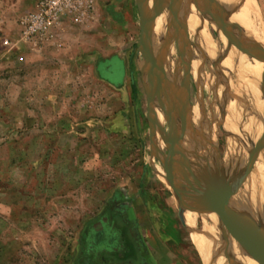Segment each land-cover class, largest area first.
Here are the masks:
<instances>
[{
	"label": "rangeland",
	"instance_id": "rangeland-1",
	"mask_svg": "<svg viewBox=\"0 0 264 264\" xmlns=\"http://www.w3.org/2000/svg\"><path fill=\"white\" fill-rule=\"evenodd\" d=\"M225 1L219 3L227 5ZM253 1L255 32L264 48L262 4ZM37 4L0 0V264H236L238 255L251 264L218 233V225L216 230L186 208L169 186L166 178H171L175 160L162 134L172 138L169 121L174 124L178 109L189 113L186 129L174 122L182 140L179 148L187 149L180 148L187 159L181 167L189 163L199 178V186H189L191 192L198 196L203 190V197L213 202L218 200L208 194L213 185L222 190L237 184L215 210L229 206L235 214L257 218L262 228L259 204L255 213L248 202L264 185V178L254 176L259 171L253 172L254 163L264 168V135L255 140L244 130L257 119L264 125V111L256 110L257 98L234 88L239 77L226 61L252 56L235 45L229 48L225 35L203 18L199 7L198 22L205 20L210 41L221 49L215 56L214 45L202 38L200 46L196 38L203 23L187 32L180 25L185 18L179 20L174 27L179 44L170 41L167 21L156 42L167 40L179 65L178 72L171 66L160 87L154 148L145 87L150 73L141 50L142 0H97L87 23L64 16L52 38L28 42L21 21ZM226 5L242 40V17ZM171 6L172 12L162 4L155 16L163 10L174 19L177 7ZM258 69L264 72V67ZM249 164L253 171L245 176ZM183 183L187 185L185 179Z\"/></svg>",
	"mask_w": 264,
	"mask_h": 264
},
{
	"label": "bare ground",
	"instance_id": "bare-ground-1",
	"mask_svg": "<svg viewBox=\"0 0 264 264\" xmlns=\"http://www.w3.org/2000/svg\"><path fill=\"white\" fill-rule=\"evenodd\" d=\"M165 1V0H164ZM217 1H219V2H221V0H217ZM227 1V5H228V7H230V9H232L233 11H235L236 13H239V15L242 17V20L241 21H243V22H241V23H243L242 25H243V29H242V35H241V37H243V39H247L248 41H253V42H256V44L257 45H261L262 44V39L261 38H259V36L257 35V33L255 32L256 31V12H255V6H256V4H255V2L253 1V0H226ZM225 1V2H226ZM200 2H202V0H200ZM223 2V1H222ZM156 3V2H155ZM168 3H169V0H166V2H164V4L166 5L165 7L166 8H170L171 9V5H175V7H177V9L175 8V12H174V14H175V17H177L178 18V13H179V11H180V9H182V12L180 13V15H179V20L180 21H182L183 22V20H184V18H185V20H184V22H183V24L181 23L180 25H185L184 27L186 28V30H187V32H189L190 31V28H192V27H194V29H195V27H199L202 23L204 24V29H203V27H202V29H203V32H204V34H202V32L200 33V29L201 28H198L197 29V32H196V38H198V41H200V43H201V45L200 46H202V44H203V40H204V42L205 43H207L209 46H210V44H212V45H214V43H213V41L211 40L210 41V37H209V35H208V32H207V24H205L204 23V21L205 20H203V22H202V20L200 21V22H198L199 21V16H200V14H198V11H199V9H197V4H198V2L197 1H195V0H189V2L188 1H186V0H172V3H171V5H168ZM191 3H193V4H195V5H193V4H191ZM151 5H152V0H151ZM157 5V4H156ZM201 5H202V3H201ZM224 5V4H223ZM226 5V4H225ZM224 5V6H225ZM226 5V6H227ZM182 7V8H181ZM198 7H199V5H198ZM201 9H202V7H201ZM159 11V10H158ZM162 12H163V10H161ZM161 12V14H159V16H155L154 15V20H153V35H154V41L153 40H151V41H153L152 42V47H153V56H152V58H153V60H152V64H154V65H156V60H161V65H162V68H160V70H164L163 72H159L158 73V71L156 70V72H157V83L155 84V86L157 85L158 87H161L162 86V83H163V80H164V78L167 76V74H169L167 71H169V70H171V66H172V68H173V70H175L176 69V71L175 72H178V66L177 65H179V63L177 62V59H175L174 58V49H173V47H171V46H169L167 43V40L166 41H164L163 42V40L162 41H158L157 40V42H156V38L157 37H159L160 38V35H159V33L160 32H164L165 31V27H166V25L168 24V22L167 21H169L170 22V35H171V42H174V39H176L177 38V36L175 37V35H176V31H175V24H174V20H173V18L172 17H168V14L167 13H165V14H163ZM193 12H195L196 13V17L195 16H193V18H192V13ZM234 13V12H233ZM170 14V13H169ZM231 14V12H229V15ZM234 15V14H233ZM238 16V15H237ZM203 18H205V17H203ZM232 17H230V19H231ZM229 19V22H231V24L234 26V25H236V23H235V20H236V18H235V20L232 18L231 20ZM179 22V21H178ZM236 22H237V20H236ZM197 23V24H196ZM202 26V25H201ZM241 26V25H240ZM158 27H159V30H158ZM241 28V27H240ZM193 29V28H192ZM201 29V30H202ZM158 31H160L158 34H157V32ZM182 33H185V32H183L182 31ZM237 33V32H236ZM161 34V33H160ZM166 35V34H165ZM191 35V34H190ZM193 35V34H192ZM202 35H203V37H202ZM182 36V35H181ZM180 36V37H181ZM174 38V39H173ZM183 38V37H182ZM202 38H203V40H202ZM242 39V40H243ZM181 40L182 39H176V41H179V44H180V42H181ZM197 40V39H196ZM195 40V41H196ZM239 40V39H238ZM157 43V44H156ZM177 43V42H176ZM193 43V42H192ZM196 43V42H195ZM180 46V45H179ZM189 46V45H188ZM196 46H197V44H196ZM199 46V45H198ZM215 46V45H214ZM262 46V45H261ZM169 47V48H168ZM207 48H208V46H207ZM215 48V51L213 52L212 50V52H213V55L215 56V52H217L216 54H218L219 53V51H221V49L219 48V46L216 44V46L214 47ZM163 50V49H165L164 51L166 52V49H168V52H167V56H165L166 54H163L162 52H161V50ZM202 49V48H201ZM237 49V48H236ZM209 50V49H208ZM233 50H235L234 48H233ZM186 51V50H185ZM189 51V50H188ZM193 51V50H192ZM196 51V50H195ZM200 51V50H199ZM237 51V50H236ZM164 52V53H165ZM202 52V51H201ZM182 52H180V54H181ZM183 53H185L184 52V50H183ZM198 52L196 51V54H197ZM223 53V52H222ZM173 54V65H171V55ZM193 54V53H192ZM203 54V53H202ZM201 54V55H202ZM209 54V53H208ZM183 56V55H182ZM194 56H195V53H194ZM217 56V55H216ZM223 56V55H222ZM163 57H165V58H163ZM218 57H219V55H218ZM184 58V57H183ZM192 58V57H191ZM216 58V57H215ZM249 57L247 56V58H245V57H240V58H237V59H234V61H231V60H229V59H226V61H227V65H228V68H230V70H232L238 77H239V81H237V83H238V87H234L238 92H240V91H242L248 98H250V99H253V97L254 98H257V102L258 103H256L257 104V106L255 107L256 108V110H262V111H264V72L262 71V70H259L258 69V66H261V67H264V63H259V62H257L256 61V59H255V61L254 62H252L251 60L252 59H248ZM196 59H198L197 58V56H196ZM228 61H229V63H228ZM201 65V64H200ZM199 66V65H198ZM193 67H195V66H193ZM202 67V66H201ZM147 68V67H146ZM155 68L156 67H154V70H155ZM256 70V71H255ZM153 73H154V71H153ZM259 74L262 76H259ZM193 75V74H192ZM198 76V75H197ZM178 78V77H177ZM181 78V77H180ZM148 80V79H147ZM154 80V79H153ZM178 80H179V78H178ZM172 81V80H171ZM219 81V80H218ZM148 84V83H147ZM179 84H180V81H179ZM172 85V84H171ZM173 86V85H172ZM181 87V86H180ZM169 88V87H168ZM170 89V88H169ZM182 89H183V87H182ZM222 89H223V87H222ZM209 90V89H208ZM182 91V90H181ZM236 91V92H237ZM181 93H183V92H181ZM171 95V94H170ZM224 96V95H223ZM238 96V95H237ZM229 98H231V96L230 97H228L227 99H229ZM226 99V100H227ZM233 99V98H232ZM248 103V102H247ZM177 104V103H176ZM223 104H225V103H223ZM246 104H244L243 106H245ZM165 106V105H164ZM169 106H170V104H169ZM247 106V105H246ZM245 106V107H246ZM253 106V105H252ZM251 106V107H252ZM176 107V106H175ZM185 107V106H184ZM170 108V107H169ZM247 108V107H246ZM172 110V109H171ZM179 111H176L175 113L176 114H178L176 117H175V119H174V121L175 122H178V123H180V124H177V125H180L181 127H182V129L184 130V128L186 129V124H187V121L188 120H190V116L187 114V112L183 109V110H180V109H178ZM246 110V109H245ZM244 110V111H245ZM229 111V110H228ZM238 111V110H237ZM231 112V111H230ZM252 112V111H251ZM233 113H234V110H233ZM237 113V112H236ZM256 113H257V111H256ZM174 114V113H173ZM232 114V113H231ZM246 114V113H245ZM197 115H198V117H197V120H198V122H200L199 121V112L197 113ZM201 115V114H200ZM235 116V126L236 125H238L239 126V116L237 115V114H234ZM255 116H256V114H254ZM261 115V114H260ZM160 116V118L161 119H163L164 117H163V114H160L159 115ZM174 116V115H173ZM257 116L261 119V117L259 116V114L257 113ZM156 120H158V115L156 114ZM258 117H255L256 119L258 118ZM177 118V119H176ZM178 118H180L179 120H178ZM206 118V117H205ZM222 118V117H221ZM241 118V117H240ZM254 118V117H253ZM263 118V117H262ZM227 119V118H226ZM167 120V119H166ZM200 120H201V118H200ZM203 120V119H202ZM208 120V119H207ZM230 120V119H229ZM263 120V119H262ZM158 121H160V120H158ZM173 121V123L174 124H172L171 122H170V125H171V127L174 129V132H175V135L177 136V137H179V134H177L176 132L178 131L177 129H176V125H175V122ZM191 121V120H190ZM255 124H252V122H251V126L250 127H248V129H245L244 130V133L246 134V132H248L249 131V134H250V136H253L252 138H255V140H256V137H260L261 139H260V141L262 140V138H263V135H264V125L263 124H261V120H255V122H254ZM185 124V125H184ZM207 124V123H206ZM232 124V123H231ZM161 126V125H160ZM232 126H234V125H232ZM159 127V126H158ZM230 127V126H229ZM160 128V127H159ZM178 128V127H177ZM163 129V128H162ZM247 130V131H246ZM157 132V136L156 137H158L159 138V132L160 131H156ZM163 132V131H162ZM230 132H231V130H230ZM248 134V135H249ZM247 135V136H248ZM246 136V135H245ZM251 138V137H250ZM250 138H249V140H250ZM252 138H251V141L253 142L254 140H252ZM175 139H176V137H175ZM186 139V138H185ZM209 139V138H208ZM173 140V139H172ZM178 140V139H177ZM251 141H250V144L252 145L253 143H251ZM176 142V141H175ZM256 142V141H255ZM176 143H179V142H176ZM191 147V146H190ZM182 148V147H181ZM262 148V147H261ZM183 149H185V148H182V150ZM187 149H185V151H186ZM255 150V149H254ZM261 150V149H260ZM257 151H258V149H257ZM260 152V151H259ZM259 152H258V154H259ZM176 153V155H177V152H175ZM184 153V152H183ZM257 153V152H256ZM178 154H179V157H178V155H177V158H178V160L181 162H185V160H187L186 158H184V155L183 156H181L180 155V153H179V150H178ZM261 155H262V153H261ZM260 156V155H259ZM194 158V157H193ZM262 159V158H261ZM259 159L260 161H262V160H264V159ZM201 160V159H200ZM203 163H201V165L203 166L201 169H203L204 167H205V165H206V157H204L203 159ZM256 160V159H255ZM258 160V159H257ZM191 161V160H190ZM182 162H181V165H182ZM254 162V161H253ZM264 161H262V164H264L263 163ZM249 163V162H248ZM259 165H261L260 163H259ZM241 166H243V165H241ZM254 166H255V170L253 171L252 169H251V171H253V172H255V171H259V172H255L256 174H254V176L256 175V178H259V177H262V178H264V168H262L261 166H258L257 164L255 165V163H254ZM237 167V166H236ZM251 168V167H250ZM242 170V169H241ZM246 171V170H245ZM250 171V172H251ZM263 171V172H262ZM249 174V173H248ZM246 175V174H245ZM247 176V175H246ZM198 178V177H197ZM251 178H253V177H251ZM227 180V179H226ZM254 180V179H253ZM229 181V180H228ZM183 183V182H182ZM222 184V183H221ZM257 185H259V184H261V182H259V179H257V183H256ZM183 185H184V183H183ZM262 185V184H261ZM261 185H259V186H261ZM185 186V185H184ZM229 186V185H228ZM255 186V185H254ZM258 186V187H259ZM241 187V186H240ZM257 187V191H256V193L254 194L253 193V196L251 197V200L252 201H250V202H248L250 205H252L251 207H254V205L257 203V204H259V207L261 208L260 210H259V207L258 206H256L255 205V213H257L256 212V209L257 210H259L260 211V213H259V217H261V215L262 216H264V185H262V187H259V188H261V189H259ZM190 194H193V193H190ZM245 196H246V193H245ZM247 196H249V195H247ZM246 198V197H245ZM248 198H250V196L248 197ZM248 198H246V199H248ZM202 200V199H201ZM209 200V199H208ZM210 200L212 201V199L210 198ZM240 201V200H239ZM218 202V201H217ZM254 204H253V203ZM246 203V202H245ZM248 203H246V204H248ZM226 204H228V203H226ZM219 205V204H218ZM229 205V204H228ZM194 206V205H193ZM221 207V206H220ZM223 207V206H222ZM227 207V206H226ZM252 209V208H251ZM212 210V209H211ZM219 210V209H218ZM218 210H212V211H218ZM254 211V210H253ZM258 211V212H259ZM233 211H231V213H232ZM238 212V211H237ZM196 214V213H195ZM197 215V214H196ZM253 215H255V214H253ZM257 215V214H256ZM192 216V218H196V216L194 215V214H192L191 215ZM202 219H204L205 221H207L208 223H210L211 225L210 226H213V228H215L216 229V225H218V227H220V229H222V231H220V232H218L220 235H224L225 237L224 238H226V241L228 240V244H230V245H232V247H233V250H236V249H238V250H240V252H242L247 258H248V260L251 262V264H258V263H261V264H264V254H263V252L261 253V251H259L258 249H252V247L251 246H247V245H243L241 242L239 243V241L237 240H234V239H232V238H234V236L231 238V236H230V234L227 232V230L225 229V227L223 226V224L220 222V219H219V217H218V215L215 213V212H210V213H204L203 215H199ZM232 217L230 218V221L231 222H237V221H240V222H242L243 220H245V219H251V220H253L254 222L256 221V222H258V220H256V219H254L252 216H250V217H246V216H241L240 214L238 215V214H235V212H234V214L232 213V215H231ZM257 217H258V215H257ZM194 221V220H193ZM206 224V223H205ZM262 225H263V227H264V222H262ZM207 227V226H206ZM208 228V227H207ZM237 229V228H236ZM217 230V229H216ZM237 230H239V229H237ZM211 231V230H210ZM209 231V232H210ZM212 234V233H211ZM213 234H215V233H213ZM233 234L235 235V237H237L238 238V236H239V238H246L245 237V234H235L234 233V231H233ZM237 238H235V239H237ZM242 240V239H241ZM226 243V242H225ZM264 249V248H263ZM237 250V251H238ZM264 251V250H263ZM239 252V253H240ZM234 253V252H233ZM232 255V254H231ZM238 255V254H237ZM249 255H252V258H251V256H249ZM234 256H236V255H234ZM240 255H238V257H239ZM237 257V260H235V258L233 259V263H235L236 262V264H244L243 263V261H241L240 259L242 258H238ZM254 257V258H253ZM244 258V257H243ZM231 260V259H230ZM263 262V263H262ZM231 264V263H230Z\"/></svg>",
	"mask_w": 264,
	"mask_h": 264
},
{
	"label": "water",
	"instance_id": "water-1",
	"mask_svg": "<svg viewBox=\"0 0 264 264\" xmlns=\"http://www.w3.org/2000/svg\"><path fill=\"white\" fill-rule=\"evenodd\" d=\"M189 2V0H186ZM198 2L197 4V8L199 5L200 11H201V7H202V16L205 17L210 24H212L213 26H216L218 28L219 31H222V33L225 35V37L227 38V41L229 43V48H231L232 45H235L242 53H244V55H250L252 57H249L250 59H257L258 61L264 63V48L261 45H257L256 42L250 41V42H245L244 40H238L239 35L237 36L235 31L237 30L238 26H233L231 24V22H229V12L226 10V8L219 3V1L217 0H202V2H200V0H195ZM156 2V3H155ZM164 2H166V0H152V5H151V0H142V4L143 7L141 9V16H142V22H141V29H142V38H141V42H142V53L145 57V61H146V66H147V70H149L150 73V80L149 83L145 86L146 87V92H147V97H148V109H149V113H148V118H149V122L151 125V131H152V136H153V146L155 148V141H156V136H157V123L158 121L156 120V109H157V105H158V101H159V94L162 93V90H160V87H158L157 85L155 86L154 84V73L153 67H156L155 70H160L161 67V60H156V65L152 64V56H153V47H152V42L154 41L153 38V20H154V15H155V11L156 9L159 7V9L161 8V5L163 4L164 6H166L164 4ZM172 3V2H171ZM202 3V5H201ZM157 4V5H156ZM169 5V4H168ZM171 5V4H170ZM170 12L171 9L168 8ZM174 24L177 25L179 19L177 17H175L174 19ZM241 39V38H240ZM153 40V41H151ZM152 44V45H151ZM153 65V67H152ZM166 115V114H165ZM165 118H167V116H165ZM168 119V118H167ZM168 121V120H167ZM171 121H169L170 123ZM171 128V125H170ZM171 132H172V138L174 139V142H171V139H169V137H166L164 135V133L162 134V138L164 140V143L166 145V147L168 148V150L171 152L172 154V158L174 157V164L172 165V167H170V173H171V178H166L167 183L169 184V186H171V188L173 189V191H175V193L179 196L181 202L184 204V206L186 208H188L189 210L197 213L198 215H203L204 213H210V212H215L219 219L220 222L223 224V226L225 227V229L227 230V232L233 237L234 239L237 238L235 237L234 233L236 234H245L246 238H238L235 239L236 241L238 240L239 243L241 242L243 245H247V246H251L252 249H258L259 251H261V253L263 252L264 254V227L259 228L256 223L251 220V219H245L242 222L237 221V222H231L230 218L232 217V213L234 214V211L231 213L229 206L227 207H222L221 209H219L218 211H212L215 208L218 207L217 201H223L224 203L226 202V199L229 196V192L232 191H228L231 187H237V184L235 185H231V187L229 188V186H225V188H223L221 190V187H217L216 185H213L210 190V192L208 194H215V196H217V201L216 199L212 202V201H207V198L203 197L205 195L204 191L202 190L199 191L198 196L196 194L190 195L189 197H186V195H189L190 193H193V190L191 192V187H193L194 185H198L199 186V180L197 178V176L195 175L193 169L190 167L189 163H188V167L187 168H182L181 167V162L178 160L177 155L179 157L178 154V150L181 156H183V152L181 151V147L179 148V144H182V140L177 137L176 139L174 138V132L173 129L171 128ZM178 139V140H177ZM264 140V139H263ZM262 140V143L264 145V141ZM179 143H176V142ZM177 152V155L176 153ZM188 162V161H187ZM250 163H251V159H250ZM248 171H250V164L248 166L247 172L245 174L248 173ZM246 176V175H245ZM192 178V180H191ZM183 179H185L187 185H183ZM195 179V180H194ZM244 179V178H242ZM216 188H218L216 190ZM186 189V191H185ZM193 189V188H192ZM225 189V190H224ZM187 191H189V194L187 193ZM223 191V192H222ZM226 191V192H225ZM187 193V194H186ZM232 195H236V190L234 189V192H231ZM226 197V198H225ZM202 199V200H201ZM218 202V203H219ZM194 205V206H193ZM213 207V208H212ZM212 208V210H211ZM239 230H237V229ZM244 236V235H243ZM242 239V240H241ZM252 258V255H249ZM254 258V257H253ZM263 263V262H262ZM261 264V263H258Z\"/></svg>",
	"mask_w": 264,
	"mask_h": 264
},
{
	"label": "built area",
	"instance_id": "built-area-1",
	"mask_svg": "<svg viewBox=\"0 0 264 264\" xmlns=\"http://www.w3.org/2000/svg\"><path fill=\"white\" fill-rule=\"evenodd\" d=\"M97 0H38L35 12L21 21L23 37L28 42H41L53 37V30L64 16H71L77 23H87ZM4 44L10 46V40Z\"/></svg>",
	"mask_w": 264,
	"mask_h": 264
},
{
	"label": "crops",
	"instance_id": "crops-1",
	"mask_svg": "<svg viewBox=\"0 0 264 264\" xmlns=\"http://www.w3.org/2000/svg\"><path fill=\"white\" fill-rule=\"evenodd\" d=\"M261 6H262V9H263V16H264V0H261ZM36 10H34V12H35ZM199 179V178H198ZM198 185H196V187H197Z\"/></svg>",
	"mask_w": 264,
	"mask_h": 264
}]
</instances>
